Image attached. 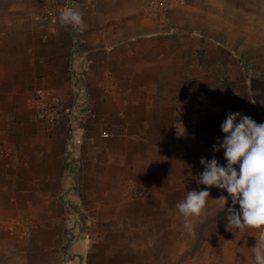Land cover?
I'll list each match as a JSON object with an SVG mask.
<instances>
[{
    "label": "crops",
    "instance_id": "obj_1",
    "mask_svg": "<svg viewBox=\"0 0 264 264\" xmlns=\"http://www.w3.org/2000/svg\"><path fill=\"white\" fill-rule=\"evenodd\" d=\"M65 2L0 0V95L13 97L0 107V119L25 110L14 98L21 89L54 92L62 104L71 103V72L87 71L88 89L77 100L88 95L91 115H77L71 154L65 149L68 134L61 135L59 169L50 178L60 186L56 194L78 185L69 198L87 213L91 234L65 248V221L77 214L53 211L47 193L35 192L29 205L39 233L16 239L7 226L0 229V264H254L258 229L227 230L217 188L198 185L188 175L204 171L202 157L215 155L226 163L223 150L213 152L224 134H192L184 109L159 94L160 72L174 54V31L144 17L148 0ZM73 2L83 13V30L58 24L49 31L35 20L37 7L65 9ZM111 6L121 12L111 14ZM44 34L48 42L41 41ZM249 117L264 123L257 112ZM30 134L38 142L41 177L45 158L52 157L51 140L41 130ZM201 189L210 197L189 233L176 204Z\"/></svg>",
    "mask_w": 264,
    "mask_h": 264
},
{
    "label": "rangeland",
    "instance_id": "obj_2",
    "mask_svg": "<svg viewBox=\"0 0 264 264\" xmlns=\"http://www.w3.org/2000/svg\"><path fill=\"white\" fill-rule=\"evenodd\" d=\"M70 1L66 0L67 3ZM148 1L141 8L144 17L163 21L160 28L175 33L174 54L167 60L169 66L160 72L159 94L173 100L176 110L184 109L193 126L192 134L220 129L229 112L247 116L257 112L264 118V0ZM75 5L67 6L81 10ZM36 9L39 14L35 20L53 31L60 24L59 14L66 8ZM121 9L111 6L110 13L117 15ZM127 21L130 23L129 19ZM124 23H118V27ZM48 37V34L42 35L41 41L48 42ZM78 46L77 43L73 48ZM86 73L71 72V103L62 104L56 100L54 92L33 90L30 93L21 89L14 98L22 100L25 110L8 119H0V229L7 226L16 239L28 237L35 230L39 233L35 227L38 220L35 223L31 211L34 206L29 205V200L32 202L35 192L39 191L47 193L46 202L53 211L60 212L65 208L69 214L78 216L65 221V248L70 241L81 237L87 239L91 234L87 213L69 198L70 190L78 185L73 184L68 188L70 190L56 194L60 186L50 178L51 172L55 174L59 169L57 155L61 135L68 134L65 149L71 154L70 142L77 115L79 118L91 115L88 95L77 100L79 95H84L85 88L88 89ZM11 98L0 95V107H8ZM38 130L44 131L51 140L48 148L52 154L45 158L48 173L44 168L41 177L38 142L34 143L30 136ZM25 159L27 166L23 165ZM24 177L31 181H22ZM217 190L227 198L226 205L220 208L225 218L224 211L232 202L226 190ZM262 229H258L257 238Z\"/></svg>",
    "mask_w": 264,
    "mask_h": 264
},
{
    "label": "clouds",
    "instance_id": "obj_3",
    "mask_svg": "<svg viewBox=\"0 0 264 264\" xmlns=\"http://www.w3.org/2000/svg\"><path fill=\"white\" fill-rule=\"evenodd\" d=\"M59 22L79 30L85 27L83 13L76 7L62 11ZM220 129L224 136L222 140L217 138L213 152L223 150L226 163L220 164L215 155L211 159L202 157L204 171L198 176L188 175L198 185L214 186L229 194L232 203L224 211L227 230L231 227L244 233L249 228H264V123L257 124L240 112H229ZM209 197L207 189L191 190L176 204L187 232L193 231L192 220L204 213ZM218 200L227 203L223 195ZM255 238L254 264H264V239Z\"/></svg>",
    "mask_w": 264,
    "mask_h": 264
},
{
    "label": "built area",
    "instance_id": "obj_4",
    "mask_svg": "<svg viewBox=\"0 0 264 264\" xmlns=\"http://www.w3.org/2000/svg\"><path fill=\"white\" fill-rule=\"evenodd\" d=\"M259 238L264 239V229L259 233Z\"/></svg>",
    "mask_w": 264,
    "mask_h": 264
}]
</instances>
